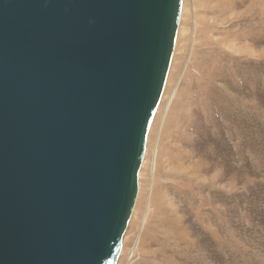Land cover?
Here are the masks:
<instances>
[{"label": "water", "instance_id": "95a60500", "mask_svg": "<svg viewBox=\"0 0 264 264\" xmlns=\"http://www.w3.org/2000/svg\"><path fill=\"white\" fill-rule=\"evenodd\" d=\"M183 0H0V264H117Z\"/></svg>", "mask_w": 264, "mask_h": 264}, {"label": "rangeland", "instance_id": "374dc122", "mask_svg": "<svg viewBox=\"0 0 264 264\" xmlns=\"http://www.w3.org/2000/svg\"><path fill=\"white\" fill-rule=\"evenodd\" d=\"M183 7L117 264H264V0Z\"/></svg>", "mask_w": 264, "mask_h": 264}, {"label": "bare ground", "instance_id": "6f19581e", "mask_svg": "<svg viewBox=\"0 0 264 264\" xmlns=\"http://www.w3.org/2000/svg\"><path fill=\"white\" fill-rule=\"evenodd\" d=\"M183 11H184V7L182 8V13H183ZM171 100H172V97H171ZM196 146V145H195ZM202 152V151H201ZM195 172V171H194Z\"/></svg>", "mask_w": 264, "mask_h": 264}]
</instances>
